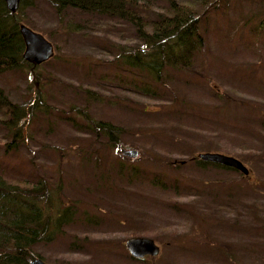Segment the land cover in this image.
I'll list each match as a JSON object with an SVG mask.
<instances>
[{
    "label": "trees",
    "instance_id": "16d2710c",
    "mask_svg": "<svg viewBox=\"0 0 264 264\" xmlns=\"http://www.w3.org/2000/svg\"><path fill=\"white\" fill-rule=\"evenodd\" d=\"M42 1L52 9L60 26L77 30L86 25L95 28L102 40L98 46L107 57H112L108 64L119 76L111 78L100 66H87L83 78L86 82H61L52 76L56 74L49 73L50 70H65L54 45V57L42 64L50 70L43 73L40 71L42 65L33 67L22 58L24 44L19 33L20 24L36 32L23 15L26 9L33 7V2L20 0L17 12L11 13L5 1L0 0V77L13 74L30 79L28 100L22 104L12 103L0 91V129L7 130L0 139V264H29L34 259L48 264H87L94 260L95 247L100 251L99 258L111 261L113 250L120 256L115 247L123 239L138 237H148L159 243L161 251L157 258L162 261L160 264H180L176 260L187 256H199L202 261L186 264H245L239 254L241 244L231 238L260 233L261 239L255 237L260 242L253 245H264V134L260 129L257 130L259 135H255L232 126L230 137L225 132L219 133L218 128L210 129L205 122L198 127L186 126L184 123L189 117L179 105L188 108L187 84L190 81L174 74H193L202 79L207 76L208 43L200 22L204 19L208 23V11L200 14L193 4L184 0ZM220 1L215 0L210 7ZM263 5L264 0H261L257 12L258 17L262 15L256 27L258 35L264 29ZM107 42H112L111 46ZM108 81H117L120 87H129L126 88L129 90L118 97L95 89L104 88L101 83ZM58 83L73 92L67 109H56L45 101L46 92L48 98L51 90L61 89L56 88ZM178 84L185 88H175ZM197 85L211 99L224 102L223 93L214 91L207 83ZM148 104L162 111H150ZM114 107L120 110L121 116L110 114ZM54 110L56 113L51 118ZM37 122L45 132L62 123L76 135L89 137L91 145L81 155L78 168L88 170L87 185L94 187L92 191L98 195L96 200L108 205L107 208L98 203L90 206L89 201L82 205L81 201L66 197L65 185L69 184L62 178L51 182L50 178L35 171L16 172L2 165L7 154L27 146L31 140L28 129ZM252 131H256L255 128ZM174 132L195 137L192 139L198 137L204 144L192 140L191 143ZM173 134L179 143L183 142L174 143ZM122 145H130L139 150L140 155L144 152L146 160L163 166L167 172L191 167L197 172L215 171L217 176L211 179L208 187L196 184L185 187L174 176L170 185L165 175L154 174L149 168H140L117 155ZM198 152L231 154L248 168L249 174L244 176L233 169L201 160L189 161ZM172 156H188V160L185 165L171 166ZM230 171L240 176L243 183L228 179ZM252 176L256 182L250 180ZM145 183L170 192L165 199L147 197L149 206L146 204L147 208L138 213L126 205L127 201L123 204L117 200L124 194L129 195L124 193L126 188ZM124 184L127 187L123 189ZM88 196L93 198L92 193ZM206 197L210 202L198 205V198ZM153 202L158 204V214L150 211ZM165 209L167 212L163 214ZM204 214L219 215L217 218L221 222L209 228L211 242L199 245L188 238V234ZM126 221L131 230L125 235L118 229ZM169 247L173 248L167 252ZM44 251L54 253L45 256ZM157 258L146 259V262L133 258L130 261L157 264ZM247 261L248 264H264V257L253 251L249 252Z\"/></svg>",
    "mask_w": 264,
    "mask_h": 264
},
{
    "label": "rangeland",
    "instance_id": "374dc122",
    "mask_svg": "<svg viewBox=\"0 0 264 264\" xmlns=\"http://www.w3.org/2000/svg\"><path fill=\"white\" fill-rule=\"evenodd\" d=\"M31 1L33 2V7L31 9H26L23 15L28 18L29 23L35 28L37 33L41 34L43 37L47 36V38L50 39V41H48L58 48L56 50L59 53L58 58L63 60L65 69L62 72H58L56 70H50L49 67L42 65L40 66L42 67L40 71L47 73V71L50 70L49 73L56 74L52 76H56L61 82H75L78 80L86 82L83 78L84 68L87 66H100V70L104 69L105 73L111 78L117 76L116 71L110 68L111 65L108 64V62L112 61V57H107L101 51V47L98 46L102 44V40L99 39L100 36L96 35L95 28L86 25L82 26L79 30H77L76 27L67 29L65 25H59L56 16L46 2L42 0ZM184 1L193 4L200 14L204 10L208 11V23H205L204 19H201L200 22L201 31L205 35L208 43V49L206 51L207 76L202 79L193 74L174 72V74H178L177 77H186L191 82L187 84L189 88V97L186 99L187 103H189L187 104L188 108L179 105L189 117V120L187 119L184 124L186 126L198 127L200 124H203L202 122H205L210 129L214 130L218 128L220 129L218 130L219 133L225 132L229 134L230 137L233 133L231 129L232 126L238 128L240 131L247 130L255 135H259L257 130L260 129L264 134V29L260 35L256 33V27L262 18V15L260 17L257 15L258 5L261 3V0H221L213 7L210 6L215 0H208L206 2L207 5L199 4L202 0ZM262 9L264 10V5ZM111 43L107 42L108 46H111ZM201 82L204 84L207 83L209 86L213 87L212 89H214V91L218 90V92L223 93L225 95V97H222L224 102L221 103L211 99L207 93H204L201 88H198L197 84ZM29 83L30 79L28 78L17 77L13 74L4 75L0 77V91H3L12 103L22 104L28 100L27 88ZM104 84L101 83L100 85L104 88L95 89L104 90L107 96L116 95L121 97L124 91L129 90L126 89L129 87H120L117 81H108ZM58 85L59 86L56 88L61 89L51 90V96H48V98L46 92L45 101L56 109H67L73 100V92L70 88L63 89V86L59 83ZM51 87L55 88L53 86ZM175 88L185 87L182 84H178ZM147 108L150 111H162L161 108L156 105L148 104ZM109 112L115 117L122 115L120 110L116 107L113 109L111 108ZM55 113L56 110L52 111L51 118ZM205 119L213 120V122L204 121ZM222 121L227 124L222 123ZM219 123H221L220 126H218ZM55 127L56 128H53V130L45 132L40 122L32 124L30 129H28L31 140L27 143V146L25 148H19L15 153L7 154L6 158L1 161L2 165L9 169L14 168L16 172H26L28 170H32V172L35 171L44 178H50L51 182H53V180L58 181L59 178H62L69 184H62L63 187L64 185L66 187V197L79 200L82 202V205L86 202L88 204L89 201L90 206L92 203H98V206H102L103 204L101 205L96 200L98 195L94 194L92 191L94 187L87 185L88 180L86 179L88 177V170L84 167L78 168L81 165V155L86 153V150L91 145L89 137L85 138L76 135L70 129H67V126L62 125V123H58ZM254 128L256 131H252ZM6 132L7 130L0 129V139L3 138V134ZM174 133L178 136L180 135L182 138L195 141L198 144L203 143L198 137L192 139L195 137L190 135L185 137L184 134ZM175 134L171 135L173 142L181 144L183 141L179 143ZM240 134H243L245 137L247 136L244 132H240ZM121 147L138 151L137 157L135 159L123 157L121 155ZM118 150L117 155L122 157L123 160L138 165L140 168H149L154 174L165 175L164 178L170 185L172 184L170 182L171 177L174 176V179L179 180V184L185 187L194 186L195 184L201 188L202 186L208 187L212 182L211 179L217 176V172L215 171L197 172V170L191 167H188L184 171L173 170L167 172L166 168L163 166H157L146 160L144 158V152L140 155V151L130 145H122ZM145 153L147 155V151ZM200 153L205 152L194 154L191 159L189 158V161L198 160L194 158ZM117 155H115L116 158L118 157ZM229 156H231V154ZM104 158L106 159L107 157ZM186 160H188V156L184 158L172 156L169 164L171 166H182L185 165ZM181 162H184V164H181ZM258 175L260 176V174ZM228 179L234 180L235 183H243L239 180L240 176H236L232 171L228 174ZM254 179L255 176L250 177L252 182H256ZM125 187H127V185L124 184L123 189ZM169 192L170 191L167 189L150 185L147 186V183H145L139 186L126 188L124 193H129V195L126 196L124 194V197L117 198V200H121L123 204H126L127 201L126 205L133 209L134 213H138V211H143L147 208V197L153 196L154 199H165L167 197L166 194H169ZM90 193H92L93 198L88 196ZM131 193L134 195H131ZM136 194L140 197H136ZM141 196H143V198H141ZM200 199L201 198H198V205L210 202L207 197L203 200ZM157 205L158 204L155 202L151 203L150 211L158 214L156 209ZM106 206L103 205L104 208H107ZM147 206L149 205L147 204ZM91 212L94 213L93 210ZM166 212L167 210L165 209L162 213L164 214ZM217 217H219V215ZM217 217L214 215L208 216V214L201 216L202 220L197 219L195 228L188 234V238H192L195 242H198L199 245L203 242H205V244L211 242L209 228L221 222ZM204 224H206V226ZM130 230V223H127V221L118 229V231L125 233V235ZM122 233L119 236L120 238L123 235ZM259 235L261 234L257 233L251 236L234 235L231 238L241 244V252L239 254L240 257L243 258L245 264H248L247 259L249 252L254 251L256 254L263 255L264 257V245L260 247H255L253 245L254 242H260L256 240V238L261 239ZM213 236H216V234H213ZM128 239L131 238L123 239L122 243L115 247L120 256L116 255L113 250L114 255L111 257L114 258H111V261L110 259L106 260L104 258H99L98 253L100 251L95 247L94 260L87 264H140L139 262L136 263V260L133 261V263L130 261L132 258L125 248V243ZM168 240L169 238L165 239V243ZM248 241H251L249 246ZM156 244L160 247L159 243ZM171 248L173 247H169L167 252H169ZM52 253H54V251L43 252L45 256H50ZM146 259L143 261L146 262ZM157 259V264L162 263L159 258ZM176 261L180 264H186L193 263L194 261L201 262L202 260L199 256H187L181 257Z\"/></svg>",
    "mask_w": 264,
    "mask_h": 264
},
{
    "label": "water",
    "instance_id": "95a60500",
    "mask_svg": "<svg viewBox=\"0 0 264 264\" xmlns=\"http://www.w3.org/2000/svg\"><path fill=\"white\" fill-rule=\"evenodd\" d=\"M8 11L15 13L18 10L20 0H4ZM19 33L24 44L22 58L33 67L40 66L55 55V48L41 34L31 30L24 24L19 25ZM121 155L130 159H135L138 151L121 147ZM204 162L214 163L223 167L233 169L244 176L249 174L248 168L238 159L222 153L205 152L197 155L196 158ZM184 164V162H181ZM125 248L131 258L145 260L146 258H157L160 254L159 246L150 238H131L125 243ZM29 264H47L41 259H34Z\"/></svg>",
    "mask_w": 264,
    "mask_h": 264
}]
</instances>
